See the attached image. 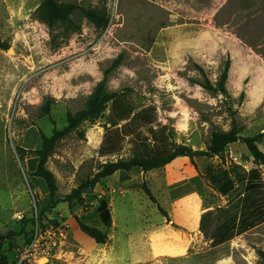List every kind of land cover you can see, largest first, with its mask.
<instances>
[{"label": "rangeland", "instance_id": "rangeland-1", "mask_svg": "<svg viewBox=\"0 0 264 264\" xmlns=\"http://www.w3.org/2000/svg\"><path fill=\"white\" fill-rule=\"evenodd\" d=\"M42 1L0 0V37L10 47L0 49V264H18L33 242L48 245L51 256L26 264H264V222L217 247L197 225L238 195L213 189L206 179L210 165L255 168L243 142L229 146L225 160L197 158L194 165L181 158L148 179L140 170L118 172L86 196L84 207L55 209L45 184L31 176L35 159L22 160L17 151L40 149L41 131L64 130L68 114L84 109L118 59L108 90L143 93L155 110L149 118L170 127L177 143L205 150L213 132H227L233 123L243 138L264 134V0H60L105 8L111 21L102 30L83 21L82 31L58 48L34 16ZM227 64L228 96L205 90L201 83L216 85ZM48 101L50 117L43 114ZM103 126L86 125L84 139L72 133L57 146L48 169L60 198L105 160L98 157ZM124 152L128 156L129 147ZM102 196L115 223L107 245L78 225L105 229L96 213Z\"/></svg>", "mask_w": 264, "mask_h": 264}, {"label": "trees", "instance_id": "trees-1", "mask_svg": "<svg viewBox=\"0 0 264 264\" xmlns=\"http://www.w3.org/2000/svg\"><path fill=\"white\" fill-rule=\"evenodd\" d=\"M37 21L48 27L53 35V46L58 48L73 35L82 31V22L88 21L95 28L102 30L109 26L111 17L107 9L85 7L77 3H65L60 0H43L34 12ZM57 35L54 36V33ZM62 38V43L56 42ZM0 49L9 50V45L0 37ZM121 59L116 60L106 71L105 78L95 88L84 109L75 114H68L67 127L55 130L51 136L40 132L42 147L37 150L17 148L24 160L28 156L35 159V169L31 176L40 180L49 191L48 203L52 209L61 204L72 207L75 203L85 206L86 196L93 195L96 188L118 172L130 173L140 170L143 173L159 171L179 158H188L195 165V159L216 158L225 160L229 146L243 142L253 158L255 168L246 170L231 163L228 167L207 169L206 179L213 189L226 197L238 191L237 198L225 207L209 210L200 218L199 230L205 240L213 247L221 246L237 235L264 222V152L260 144L264 134L243 138L236 123L227 132H213L205 150H195L176 141L174 131L168 126L155 125L150 113L155 110L148 105L147 97L134 88L126 87L116 92L107 88L108 76L120 66ZM230 64H227L216 85L206 79L201 86L214 95L228 96L227 82ZM53 103L48 101L43 107L44 116L50 117ZM104 124L105 134L100 145L98 157L105 159L99 163L97 172L82 181L80 185L64 197L58 195L55 175L48 169V162L59 143L72 133L84 139L86 125ZM129 147V155L125 149ZM44 182V183H43ZM149 199L158 206L159 211L167 217L166 211L158 202L149 187L144 186ZM96 213L104 230L78 221L79 230L99 245H107L109 232L114 226L111 207L102 196ZM3 239H7L4 238Z\"/></svg>", "mask_w": 264, "mask_h": 264}, {"label": "built area", "instance_id": "built-area-1", "mask_svg": "<svg viewBox=\"0 0 264 264\" xmlns=\"http://www.w3.org/2000/svg\"><path fill=\"white\" fill-rule=\"evenodd\" d=\"M51 256V249L48 245H42L40 242H33L18 257V264L32 263L39 258H48Z\"/></svg>", "mask_w": 264, "mask_h": 264}, {"label": "crops", "instance_id": "crops-1", "mask_svg": "<svg viewBox=\"0 0 264 264\" xmlns=\"http://www.w3.org/2000/svg\"><path fill=\"white\" fill-rule=\"evenodd\" d=\"M255 63H256V66H259L260 68H261V64H260V62L258 61V60H253ZM263 72H264V69H261ZM179 159H181V158H179ZM178 160V159H177ZM175 162V161H174ZM143 173V172H142ZM149 173H151V172H149ZM149 173H143V177L144 178H146V179H148V177L146 176L147 174H149ZM117 174V173H116ZM115 174V175H116ZM114 175V176H115ZM199 223H200V220L198 221V223H197V225H198V227H199ZM115 224V223H114Z\"/></svg>", "mask_w": 264, "mask_h": 264}]
</instances>
